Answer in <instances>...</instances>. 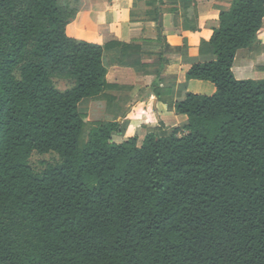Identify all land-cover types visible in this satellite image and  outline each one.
<instances>
[{
  "label": "trees",
  "instance_id": "1",
  "mask_svg": "<svg viewBox=\"0 0 264 264\" xmlns=\"http://www.w3.org/2000/svg\"><path fill=\"white\" fill-rule=\"evenodd\" d=\"M183 1L195 28L197 0ZM74 3L0 0V264H264V77L233 69L261 43L264 0L218 7L186 74L215 93L187 92L186 123L142 143L79 107L108 66L105 45L67 34ZM34 151L62 162L36 172Z\"/></svg>",
  "mask_w": 264,
  "mask_h": 264
},
{
  "label": "crops",
  "instance_id": "2",
  "mask_svg": "<svg viewBox=\"0 0 264 264\" xmlns=\"http://www.w3.org/2000/svg\"><path fill=\"white\" fill-rule=\"evenodd\" d=\"M231 2H192L191 7H196L192 28L184 15L183 0H80V10L67 25V34L105 45L108 66L102 93L84 99L80 109L87 104L83 112L90 120L99 118L94 123L120 122L123 138L138 136L141 143L152 130L161 133L164 128L181 127L188 117L175 112L176 102L187 92L212 95L216 91L210 81H187L186 74L201 60L202 42L209 41L213 28L219 26L218 7L229 8ZM156 8L163 10L160 31ZM259 38V46L244 51L264 49V27ZM143 129L146 133L141 137Z\"/></svg>",
  "mask_w": 264,
  "mask_h": 264
},
{
  "label": "rangeland",
  "instance_id": "3",
  "mask_svg": "<svg viewBox=\"0 0 264 264\" xmlns=\"http://www.w3.org/2000/svg\"><path fill=\"white\" fill-rule=\"evenodd\" d=\"M74 1L75 0H63L64 8L65 6L67 7L69 5L70 7H75L76 4L74 3ZM263 66H264V49L262 50L254 49V50H246V51H244L243 49L242 52H240V54L238 55L233 69H234L235 75L238 78L257 79V78L263 77L262 76V74H264ZM53 82H54V85L60 90H64L69 85V83L66 82L65 79H61L57 77L53 78ZM209 83L213 84L212 82H209ZM99 105L101 106V104ZM85 108L87 110V104H83V106L81 107V110L84 111ZM95 111L101 113L100 110L99 111L94 110V112ZM86 116L88 117V120H90V117L88 116V114H86ZM102 118H104V116H102ZM98 119L99 118H96V116H92V120H90L89 122L93 124ZM164 129H165L164 133H167L169 129H172V128H169V129L164 128ZM160 132L162 133L163 131H160ZM144 133H146V131L143 129V130H140L139 134L141 137H144ZM123 136H124L123 132L114 133L113 139L116 142L126 140L127 138H123ZM61 162H62V158L56 152H49V153L42 154L37 151H34L30 158V163L32 167L34 168L36 172H39V173L44 171L47 167L52 166V165H57Z\"/></svg>",
  "mask_w": 264,
  "mask_h": 264
}]
</instances>
